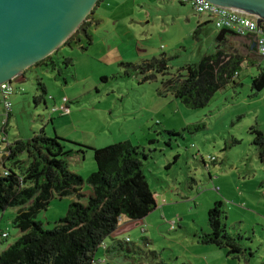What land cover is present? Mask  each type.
<instances>
[{"label": "rangeland", "instance_id": "obj_1", "mask_svg": "<svg viewBox=\"0 0 264 264\" xmlns=\"http://www.w3.org/2000/svg\"><path fill=\"white\" fill-rule=\"evenodd\" d=\"M95 14L100 22L90 35L98 41L117 32L130 46L132 59L115 61L98 42L90 47L82 38L85 49L80 44L61 49L62 75L33 67L14 80L10 121L0 98V164L7 144L44 130L50 138L66 140L67 151L87 148L84 156L73 159L71 170L84 179L88 198L87 181L97 172L92 150L130 141L149 157L145 173L158 209L143 221L122 223L116 237L129 239L126 249L142 250L141 264H239L215 246L199 243L198 237L209 233V210L219 201L229 231L251 238L255 247L261 245L258 259L264 262V191L259 190L264 166L250 133L253 127L264 131V90L256 93L252 87L253 79L264 72V59L249 50L244 39L230 41L229 46L250 58L238 85L218 92L206 108L192 110L160 91L164 80L217 52L220 31L212 22L194 36L199 24L209 22L207 15H198L182 0H106ZM67 58L73 59L69 69L62 64ZM154 58L166 60L169 76L157 74L147 83L140 73L124 77L121 65ZM40 82L48 91L47 104L36 103ZM63 106L69 109L67 115L60 111ZM198 126L203 128L196 130ZM72 201L55 197L37 221L54 230ZM18 211L0 214V233L9 235L0 237V254L21 237L14 225Z\"/></svg>", "mask_w": 264, "mask_h": 264}, {"label": "trees", "instance_id": "obj_2", "mask_svg": "<svg viewBox=\"0 0 264 264\" xmlns=\"http://www.w3.org/2000/svg\"><path fill=\"white\" fill-rule=\"evenodd\" d=\"M102 2L104 0L99 1L85 23L57 52L35 67L58 71L62 75L64 69L57 59L61 49L79 44L83 37L87 45L92 44L90 29L99 25L95 13ZM209 24L210 21L198 25L195 38ZM78 35L83 37L78 38ZM239 38L227 36L223 42H218L215 54L205 56L198 64L188 65L184 74L164 80L160 94L171 95L187 108L200 110L206 108L218 92L229 86L236 87L243 64L250 59L239 49L229 46L230 41ZM62 64L69 69L73 59L67 58ZM121 66L125 68L124 77L140 73L142 83L150 82L157 74L170 75L164 58ZM252 87L256 93L264 90V72L253 79ZM38 92L41 94L36 103L47 104L48 91L42 82ZM202 128L195 127L196 130ZM250 133L259 161L264 166V131L253 127ZM65 143L66 140L58 136L48 137L44 130L29 140L6 143V155L0 164V214L11 208L19 209L14 225L20 230L21 237L0 254V264H120L121 260L123 264H141L140 248L126 249L127 242L111 237L122 224L120 218L123 223L142 221L158 207L145 173L148 155L131 142L92 150L97 172L87 181L91 188L87 198L84 179L71 170L73 159L84 156L87 148L79 145L80 151H67ZM175 160L177 162L178 157ZM261 188L264 189V182ZM55 197L73 201L67 216L50 231L37 221V217L48 209ZM85 199L87 204L83 203ZM208 217L209 233L198 237L200 244L215 246L239 264H264L258 259L263 252L261 245L255 247L251 238L229 231L223 202H215ZM108 239L112 242L107 243ZM102 257L108 262L102 263Z\"/></svg>", "mask_w": 264, "mask_h": 264}, {"label": "water", "instance_id": "obj_3", "mask_svg": "<svg viewBox=\"0 0 264 264\" xmlns=\"http://www.w3.org/2000/svg\"><path fill=\"white\" fill-rule=\"evenodd\" d=\"M100 0H0V85L12 83L57 52ZM264 20V0H207ZM236 36L219 32L217 41ZM166 66V65H165Z\"/></svg>", "mask_w": 264, "mask_h": 264}, {"label": "built area", "instance_id": "obj_4", "mask_svg": "<svg viewBox=\"0 0 264 264\" xmlns=\"http://www.w3.org/2000/svg\"><path fill=\"white\" fill-rule=\"evenodd\" d=\"M183 2L189 4L198 15H207L208 21L212 22L217 30L234 31L237 36L246 41L249 47L253 48L254 52L264 58V20L261 17L243 10L217 5L207 0H183ZM12 93V83L0 85V98L5 105L8 119L12 111V104L9 101ZM60 111H64V115L69 113L68 107L65 106L61 107ZM2 132L0 131V133ZM3 141L5 144L6 140ZM4 175H8L7 171L4 172ZM120 222L123 223L122 218H120ZM0 237L5 240L9 235L2 232ZM126 241L129 242V239Z\"/></svg>", "mask_w": 264, "mask_h": 264}, {"label": "crops", "instance_id": "obj_5", "mask_svg": "<svg viewBox=\"0 0 264 264\" xmlns=\"http://www.w3.org/2000/svg\"><path fill=\"white\" fill-rule=\"evenodd\" d=\"M104 1H106V0H104ZM183 1V0H182ZM204 22H202L201 24H203ZM200 25V24H199ZM111 34H114V36H112ZM84 38V37H83ZM104 39V38H103ZM103 39H101V40H98V41H95V39L93 38V42H92V44L91 45H89L90 47L91 46H93V45H95L96 44V42H98L97 44H99V46L100 47H102V48H104V51H105V54H107L108 56H109V58H111V57H113L114 59H115V61H118L119 60V57H122V59H124V60H129V59H132V57H129V56H131V54H130V52H131V50L130 49H127L128 47L130 48V46H127L128 44H126V42L125 41H123V39H121V37L118 35V33L117 32H114V33H110V34H108L107 35V37H105V39L103 40ZM240 39H242V38H240ZM85 39H82L80 42H79V44H80V46L81 47H84V48H86L85 47V43L83 42ZM86 41V40H85ZM246 47L249 49V50H251V51H253V48L250 46H248V45H246ZM87 50V49H86ZM86 50H84V51H86ZM133 51V50H132ZM254 52V51H253ZM148 53V52H147ZM58 61H59V59H60V56H58ZM144 61H150V60H144ZM143 60H140V62H144ZM107 63H109L108 61H106ZM110 63H112V62H110ZM105 75V74H104ZM101 76V80H103V79H106L105 81H104V83H107L109 80L106 78V76ZM79 97V96H78ZM81 97V96H80ZM79 97V98H80ZM9 121H10V118H9ZM23 139V138H22ZM126 142H130V141H126ZM6 148H7V146H6ZM6 148L5 149H3L2 151H1V157L4 155V154H6ZM264 179V178H263ZM253 181H256V179H253ZM264 182V180H262L261 181V185H262V183ZM261 185H260V187H259V190L260 191H264V189H262L261 188ZM71 199V198H70ZM71 200H73V199H71ZM157 206H158V204H157ZM157 209H158V207H157ZM156 209V210H157ZM145 220V219H144ZM143 221V220H142ZM119 232V229L117 230V232L111 237L112 239H117V233ZM118 240V239H117ZM102 263H106V262H108V261H106V259L105 258H103L102 257Z\"/></svg>", "mask_w": 264, "mask_h": 264}]
</instances>
